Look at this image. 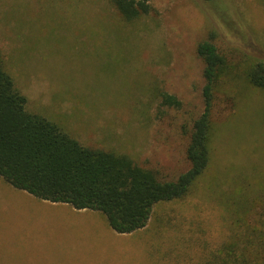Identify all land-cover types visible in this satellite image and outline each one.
Wrapping results in <instances>:
<instances>
[{"label": "rangeland", "instance_id": "obj_1", "mask_svg": "<svg viewBox=\"0 0 264 264\" xmlns=\"http://www.w3.org/2000/svg\"><path fill=\"white\" fill-rule=\"evenodd\" d=\"M148 6L126 23L109 0H0V49L30 112L84 146L127 155L176 181L189 169V134L204 110L198 46L212 39L232 64L264 60V0H148ZM223 88L213 109L210 172L187 199L158 204L148 226L131 236L114 232L101 212L76 213L0 177V264L209 258L230 236L229 214L208 190L211 178L226 191L235 176L264 173V92L245 93L237 103L236 89ZM166 95L179 104H166Z\"/></svg>", "mask_w": 264, "mask_h": 264}, {"label": "trees", "instance_id": "obj_2", "mask_svg": "<svg viewBox=\"0 0 264 264\" xmlns=\"http://www.w3.org/2000/svg\"><path fill=\"white\" fill-rule=\"evenodd\" d=\"M109 1L126 23L150 10L148 0ZM198 54L206 84L204 110L189 134L190 166L176 181H166L127 155L84 146L56 123L30 112L0 49V177L39 200L101 212L117 234L145 229L158 204L187 199L210 172L217 137L213 109L222 87L236 89L237 103L245 93L264 92V60L229 63L212 39L200 43ZM164 101L179 104L169 95ZM229 180L224 191L212 177L208 190L229 214L230 236L201 264H264V173Z\"/></svg>", "mask_w": 264, "mask_h": 264}, {"label": "crops", "instance_id": "obj_3", "mask_svg": "<svg viewBox=\"0 0 264 264\" xmlns=\"http://www.w3.org/2000/svg\"><path fill=\"white\" fill-rule=\"evenodd\" d=\"M50 203V202H49ZM51 204H54V203H51ZM70 206V205H69ZM90 211H92V210H81V211H78V210H75L74 209V212H76V213H82V214H85V213H87V212H90ZM112 229V228H111ZM125 236H131V235H125Z\"/></svg>", "mask_w": 264, "mask_h": 264}]
</instances>
